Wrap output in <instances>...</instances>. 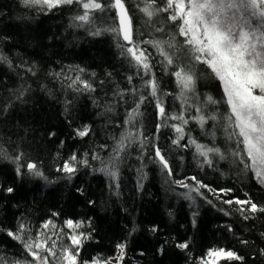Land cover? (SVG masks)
<instances>
[{
    "label": "trees",
    "instance_id": "trees-1",
    "mask_svg": "<svg viewBox=\"0 0 264 264\" xmlns=\"http://www.w3.org/2000/svg\"><path fill=\"white\" fill-rule=\"evenodd\" d=\"M100 2L107 5L109 0ZM124 2L133 20L134 40L167 39L145 23L135 7L139 0ZM81 13L76 4L49 12L25 7L20 0H0V53L11 61V66L0 62V109L10 105L6 112L0 111V147L10 156L23 152L21 164L35 162L47 177H34L26 169H22L25 175L18 176L16 165L0 158V256L9 261L24 258L21 245L6 234L8 229L15 231L21 222L34 235L49 218L58 227H64L67 219H91V228L78 230L95 229L93 238L85 241L81 249L83 260L112 256L116 244L126 241L124 264H199L198 258L205 257L212 248L232 250L244 257L243 261L221 259L218 264H264V255L260 254L264 249V213L257 212L245 220L244 215L249 213L242 214L239 209L247 206L235 203L237 199L251 198L264 205V186L234 162L231 153L237 148L235 140H227L222 128H213L211 120L203 129L190 120L184 126L180 146L174 145L176 133L170 125L179 122L159 116L155 99L142 87L143 80L150 77L143 76V72L137 75L136 69L120 55L114 34L91 35L96 28L115 26L114 10H96L91 23L79 26L80 22L73 18ZM154 23L165 27L166 32L172 31L163 14ZM142 46L152 54V72L162 92L170 93L161 96L166 112L179 114V88L175 77L169 74L174 69L162 67L161 57L151 45ZM77 75L91 83L95 91L84 90L79 84L69 87ZM129 76L133 77L131 84ZM133 87L138 90L135 94L130 91ZM118 90L124 91L122 99L114 96ZM196 90L202 94L201 99L207 94L223 99L220 82L206 76L197 80ZM20 91L25 94L18 100ZM140 95L148 98L140 105V115L127 124L128 113L136 107ZM217 109L222 115L227 105L221 102L205 112L210 114ZM194 115V110L185 112V118ZM163 124L169 126L157 131V125ZM85 126L89 127V134L76 135V130ZM128 131L142 132L144 147L138 139L126 148L117 163L118 176L113 179L98 169L104 166L101 161L109 162L116 141ZM189 137L221 148L226 158L213 156V166L201 167L203 157L197 155L195 145L183 146ZM155 146L161 148L173 169L170 178L159 163L153 162ZM73 153L78 159L87 158L89 165L77 164V172L69 178L56 169ZM93 154L101 159L93 160ZM191 177L208 187L196 193L172 182L184 180L196 187ZM8 187L14 191L6 192ZM221 189L231 191L225 194ZM188 193L192 199L186 198ZM226 200L233 203L227 204ZM54 212L59 215L52 216ZM153 225L158 226L155 233L150 231ZM241 240L248 243L242 244ZM177 241H188L189 249L175 247ZM61 243L69 241L65 238ZM161 245L165 246L163 254L157 251Z\"/></svg>",
    "mask_w": 264,
    "mask_h": 264
},
{
    "label": "snow or ice",
    "instance_id": "snow-or-ice-1",
    "mask_svg": "<svg viewBox=\"0 0 264 264\" xmlns=\"http://www.w3.org/2000/svg\"><path fill=\"white\" fill-rule=\"evenodd\" d=\"M20 3L25 7H38L41 11L46 9L49 12L58 7L79 5L82 13L73 18L80 22L79 26L91 23L92 14L96 10L104 11L106 7L115 9L118 23L105 29L96 28L91 35L99 36L104 32L114 34L117 37L120 55L136 69L137 75L143 72V76L150 77L143 80L142 87L148 89L149 95L155 99L159 116L162 120L171 119L179 122L170 125L176 133V139L172 143L180 146V141L184 139V126L190 120L197 122L202 129L211 120L214 122L213 128H222L227 140H235L237 148L231 153L235 158L234 162L242 165L245 172L252 173L253 179L264 186V0H161L160 4H157V0H139L135 7L143 14L145 23L152 26L155 32L164 33L167 36V39H148L139 42L133 38V20L124 0H109L107 5L101 3L100 0H20ZM161 14H163L164 22L172 31L166 32L165 27L155 25L154 19ZM120 40L124 43H120ZM142 45H151L156 50L161 57L159 63L164 69H174L169 74L175 77L179 88L176 96V99L180 101L181 112L179 114L169 115L166 112L161 96L170 93L162 92L159 81L152 72L153 65L150 59L152 54ZM0 62H7L11 66V61L3 53H0ZM28 71L31 72L32 69L29 68ZM83 71L84 69H79V72ZM202 76L220 82L223 91L222 101L215 99L211 94L203 95L201 99L202 94L197 92L196 84ZM132 79L131 76L127 77L129 84ZM77 84L81 85L84 90L95 91L93 85L83 80L80 75L72 80L69 87ZM75 90L80 91L81 89L75 88ZM130 91L135 94L138 90L133 87ZM24 94V91H20L16 99H21ZM114 96L122 99L124 91L118 90ZM147 98L144 95L138 97L136 107L128 113L125 123L131 124L140 115V105ZM221 102L227 105V111L224 114H218V109L206 114L205 109L217 106ZM9 106L5 105L0 111L6 112ZM189 110H194L196 115L185 118V112ZM161 126L169 125H157V131ZM89 131V127L85 126L82 130L77 129L76 135L84 137L89 134ZM50 135H55V133ZM211 135L214 136L215 132L213 131ZM141 137L143 133L139 131L136 133L128 131L122 134L112 148L113 155L109 162L101 161L104 166L98 170L113 179L117 178V163L121 160L122 154L138 139L143 148L145 141ZM188 145H195L197 155L203 157L201 167L213 166V156L220 160L226 158L221 148L197 143L191 137L183 146ZM23 157V152L10 156L0 147V158L10 160L15 164L18 176L25 175L22 169H26L28 174L47 180L37 163L27 161L21 164ZM92 159L100 160L101 158L93 154ZM153 162L159 163L169 178L173 175V169L159 146L154 147ZM77 164L88 166L89 161L87 158L78 159L73 153L56 170L71 178L78 170ZM190 179L196 181V187H192L184 180L172 182L196 193H200L201 188L208 187L196 180V177ZM5 191L12 193L14 189L8 187ZM209 191L213 190L209 189ZM220 191L227 194L231 189ZM185 195L187 199H192L190 193ZM224 202L233 203L232 200ZM89 203L93 202L89 201ZM235 203L247 206L239 209L242 214L249 213L244 215L245 220L250 219L257 212L264 213V205H258L251 198L237 199ZM58 215L59 213H52V216ZM195 215L196 213H193V226L196 224ZM91 224V219L87 222L67 219L64 221V227H58L49 218L33 235L29 226L21 222L15 231L8 229L6 234L21 245L24 258L9 261L0 256V264H113V261L115 264H124L127 254L126 241L116 244V251L112 256L107 258L94 256L91 260L81 259L84 242L93 238L92 232L95 229L88 232L78 230L84 227L91 228ZM65 228L70 231L65 232ZM135 230V228L132 229V231ZM150 231L157 232L158 226L153 225ZM229 231H231V226H229ZM65 238L69 243L62 244ZM241 243L247 244L248 241L241 240ZM175 247L188 250L190 245L188 241H177ZM157 251L163 254L165 246L161 245ZM260 254L264 255V249L260 250ZM198 259L199 264H218L221 259L243 261L244 257L232 250L212 248L207 250L205 257Z\"/></svg>",
    "mask_w": 264,
    "mask_h": 264
},
{
    "label": "water",
    "instance_id": "water-1",
    "mask_svg": "<svg viewBox=\"0 0 264 264\" xmlns=\"http://www.w3.org/2000/svg\"><path fill=\"white\" fill-rule=\"evenodd\" d=\"M114 10V13H115V17H116V10L115 9H113ZM116 23H118V20L116 19Z\"/></svg>",
    "mask_w": 264,
    "mask_h": 264
},
{
    "label": "rangeland",
    "instance_id": "rangeland-1",
    "mask_svg": "<svg viewBox=\"0 0 264 264\" xmlns=\"http://www.w3.org/2000/svg\"><path fill=\"white\" fill-rule=\"evenodd\" d=\"M206 256V255H205ZM113 264H115V261H113Z\"/></svg>",
    "mask_w": 264,
    "mask_h": 264
}]
</instances>
